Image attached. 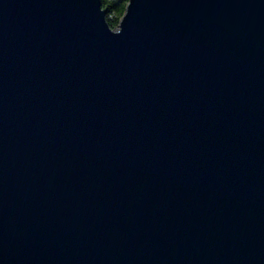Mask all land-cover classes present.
I'll use <instances>...</instances> for the list:
<instances>
[{"label": "water", "instance_id": "1", "mask_svg": "<svg viewBox=\"0 0 264 264\" xmlns=\"http://www.w3.org/2000/svg\"><path fill=\"white\" fill-rule=\"evenodd\" d=\"M0 0V264H264V0Z\"/></svg>", "mask_w": 264, "mask_h": 264}, {"label": "trees", "instance_id": "2", "mask_svg": "<svg viewBox=\"0 0 264 264\" xmlns=\"http://www.w3.org/2000/svg\"><path fill=\"white\" fill-rule=\"evenodd\" d=\"M129 0H102L103 7L108 9L106 19L111 28L119 27Z\"/></svg>", "mask_w": 264, "mask_h": 264}]
</instances>
